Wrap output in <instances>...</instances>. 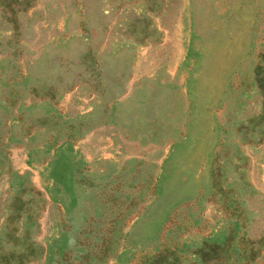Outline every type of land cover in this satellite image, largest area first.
I'll use <instances>...</instances> for the list:
<instances>
[{"label": "rangeland", "instance_id": "374dc122", "mask_svg": "<svg viewBox=\"0 0 264 264\" xmlns=\"http://www.w3.org/2000/svg\"><path fill=\"white\" fill-rule=\"evenodd\" d=\"M0 264H264V0H0Z\"/></svg>", "mask_w": 264, "mask_h": 264}]
</instances>
